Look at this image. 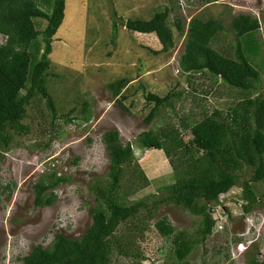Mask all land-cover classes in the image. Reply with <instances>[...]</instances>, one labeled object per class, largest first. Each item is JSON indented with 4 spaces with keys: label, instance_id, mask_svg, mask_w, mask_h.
Segmentation results:
<instances>
[{
    "label": "rangeland",
    "instance_id": "obj_1",
    "mask_svg": "<svg viewBox=\"0 0 264 264\" xmlns=\"http://www.w3.org/2000/svg\"><path fill=\"white\" fill-rule=\"evenodd\" d=\"M166 6L171 9V24L178 17L187 22L193 16L219 19L224 30L218 33V40L213 44L218 49L233 46L231 20L234 15L257 16L261 21L257 36L264 57V0H66L65 17L54 36L50 55L52 74L48 76L57 119L52 121L44 99L33 104L24 120L31 131L16 133L0 159V264H20V257L28 254L32 246H48L57 233L80 237L91 225L90 209L98 201L94 187L107 186L109 182L110 157L103 142V133L107 130L117 129L124 143H133V164L137 163V169L144 170L148 179L145 187L127 196L128 203L145 199L151 206L166 193L159 187L173 182L175 176L164 151L138 147V135L170 124L178 127L183 119L191 120L185 117L199 112L201 105L213 110L215 106L226 108L237 100L227 94L229 88L220 89L218 83H214L206 100L199 98L203 97L202 89L211 84L205 78L195 80L200 85V106L194 105L192 94L181 98L174 94L190 89L184 73L177 70L186 31L174 28L175 45L155 53L162 48L155 33L132 31L124 24L129 18H149L155 10ZM114 21L117 22L115 36ZM37 22L42 28L46 20ZM4 40L5 36L0 34V41ZM259 70L264 79V64ZM123 76L130 80L123 91L127 94L123 103L128 109L118 103L107 86ZM147 91L160 96L171 94L175 105H165L149 124L145 118L154 102L146 98ZM218 92L221 95L214 96ZM84 101L88 102L92 114L89 120L83 118ZM75 105L77 109L69 115L74 120L66 121ZM191 136L190 129L182 131L185 140ZM250 176V173L241 176L240 182L215 203L214 231L195 246L186 258L189 264H247L252 251L264 260V181L251 183L258 202L246 211L243 183ZM56 177L65 180L46 192L55 193L53 204H36L35 184L48 183ZM128 177L122 179L125 185L133 182ZM141 211L147 228L143 235L138 234L137 246L145 256L140 264H183L178 261L170 239L162 237L154 223L167 215L177 229L194 232L200 217L174 203L159 204L151 218L147 209ZM129 225V221L123 222L118 231H138ZM115 264L129 263L120 257Z\"/></svg>",
    "mask_w": 264,
    "mask_h": 264
},
{
    "label": "trees",
    "instance_id": "obj_2",
    "mask_svg": "<svg viewBox=\"0 0 264 264\" xmlns=\"http://www.w3.org/2000/svg\"><path fill=\"white\" fill-rule=\"evenodd\" d=\"M65 8L66 0H0V34L5 36V40L0 41V159L10 148L16 133L31 131L24 120L33 104L44 99L52 121L57 119L56 101L49 89L48 76L52 74L53 40L64 20ZM170 15L171 9L166 6L155 10L149 18H129L124 24L132 31L154 32L162 43V48L155 53L165 52L175 45V30L186 31L179 64L190 89L174 94L180 98L192 94L194 105L200 106V85L195 84V80L205 78V81L210 79L211 84L202 89L203 97L199 98L206 100L214 83H218L220 89L229 88L227 94L237 100L231 101L226 108L215 106L213 110L201 105L199 112L185 117L191 120L183 119L178 127L170 124L138 135V147L164 151L175 176L173 182L159 187L166 193L151 206L145 199L130 203L127 200L129 194L148 184L145 171L137 169V163L133 164V143H124L117 129L103 133L110 157L109 182L107 186L94 187L98 201L90 209L91 225L80 237L57 233L48 246H32L28 254L20 257V264H115L120 257L129 264H140L145 256L137 246L138 234L143 235L147 228L141 210L147 209L151 218L161 203H174L200 217L199 227L194 232L177 229L167 215L154 223L159 234L170 239L178 261L189 264L186 258L195 246L214 231L215 203L246 173L251 176L243 183L244 209L252 210L258 202L251 183L264 181V79L259 70V67L263 69L264 57L257 36L261 21L250 13L234 15L231 20L233 46L218 49L213 44L218 40V33L224 30L219 19L193 16L187 22L178 17L171 24ZM38 19L46 20L44 27L39 26ZM113 24L115 36L117 22ZM129 81L123 76L107 85L125 109L128 108L123 99L127 94L123 91ZM213 94L221 95L219 92ZM145 96L154 102L145 118L148 124L165 105L175 107L171 94L160 96L147 91ZM76 109V105L72 107L66 121L74 120L69 115ZM82 111L83 118L89 120L92 114L87 101ZM187 128L192 134L189 140L182 137V131ZM128 175L133 182L125 185L122 179L129 178ZM63 180L64 177H56L48 183H36L35 203L40 206L53 204L55 193L46 192ZM125 221L138 231L119 232ZM247 264H264V260L252 251Z\"/></svg>",
    "mask_w": 264,
    "mask_h": 264
},
{
    "label": "clouds",
    "instance_id": "obj_3",
    "mask_svg": "<svg viewBox=\"0 0 264 264\" xmlns=\"http://www.w3.org/2000/svg\"><path fill=\"white\" fill-rule=\"evenodd\" d=\"M153 33H154V32H153ZM177 70H178V72H179V71L181 72V70H180V64H179V60H178V66H177ZM240 244H241V243H240ZM240 244H239V246H238L239 248H241V247H240Z\"/></svg>",
    "mask_w": 264,
    "mask_h": 264
}]
</instances>
